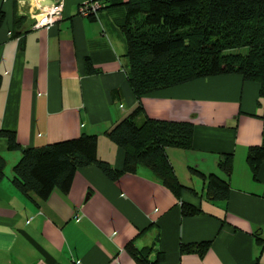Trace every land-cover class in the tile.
<instances>
[{"label": "crops", "instance_id": "0c3cea01", "mask_svg": "<svg viewBox=\"0 0 264 264\" xmlns=\"http://www.w3.org/2000/svg\"><path fill=\"white\" fill-rule=\"evenodd\" d=\"M85 1L60 0L61 19L34 29V0H0V130L21 149L95 136L97 159L120 171L123 151L104 132L135 107L137 125L190 122L191 148L164 149L186 189L175 197L143 167L111 181L88 165L66 194L53 189L42 201L11 183L20 152L0 140V264H264V162L253 176L245 161L261 140L257 84L229 74L137 99L120 31L127 0H101L91 18L77 14ZM226 156L228 174L217 167ZM200 174L223 181L226 198H207ZM181 202L199 213L182 217ZM199 243L208 244L200 256L179 252Z\"/></svg>", "mask_w": 264, "mask_h": 264}, {"label": "trees", "instance_id": "16d2710c", "mask_svg": "<svg viewBox=\"0 0 264 264\" xmlns=\"http://www.w3.org/2000/svg\"><path fill=\"white\" fill-rule=\"evenodd\" d=\"M121 5L125 77L135 98L195 79L229 74L257 84L262 100V113L257 116L262 126L261 140L245 155L254 176L257 166L264 162V0H127ZM85 66L89 70L88 63ZM140 112V107H135L104 132L123 151L120 171L97 159L95 136L81 134L75 139L21 149L13 133L0 130V140H5L7 149L20 152L11 169V183L21 193L31 192L43 201L53 189L66 194L80 167L94 165L111 181L143 167L179 198L186 188L178 184L164 149L189 150L192 124L146 118L137 125L135 119ZM217 167L228 174L229 157L219 160ZM3 170L0 156V179ZM200 177L205 180L207 198H226L223 181L214 175ZM198 213L191 205L180 203L182 217ZM207 247V243L180 245L179 252L200 256ZM127 248L133 256H139L130 245Z\"/></svg>", "mask_w": 264, "mask_h": 264}, {"label": "built area", "instance_id": "2783aa9c", "mask_svg": "<svg viewBox=\"0 0 264 264\" xmlns=\"http://www.w3.org/2000/svg\"><path fill=\"white\" fill-rule=\"evenodd\" d=\"M101 4L99 0H86L80 4L77 8V14L80 17L95 16L100 9ZM61 19L60 5L50 8H38L37 12L33 16L32 27L34 29L46 28L54 25Z\"/></svg>", "mask_w": 264, "mask_h": 264}, {"label": "water", "instance_id": "95a60500", "mask_svg": "<svg viewBox=\"0 0 264 264\" xmlns=\"http://www.w3.org/2000/svg\"><path fill=\"white\" fill-rule=\"evenodd\" d=\"M38 8H50L60 5V0H34Z\"/></svg>", "mask_w": 264, "mask_h": 264}]
</instances>
